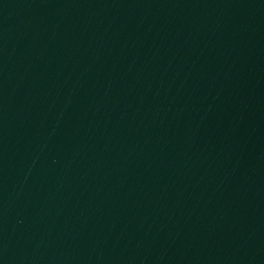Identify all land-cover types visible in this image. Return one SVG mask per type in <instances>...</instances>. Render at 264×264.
<instances>
[{
  "label": "water",
  "instance_id": "1",
  "mask_svg": "<svg viewBox=\"0 0 264 264\" xmlns=\"http://www.w3.org/2000/svg\"><path fill=\"white\" fill-rule=\"evenodd\" d=\"M0 264H264V0H0Z\"/></svg>",
  "mask_w": 264,
  "mask_h": 264
}]
</instances>
